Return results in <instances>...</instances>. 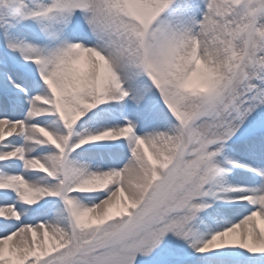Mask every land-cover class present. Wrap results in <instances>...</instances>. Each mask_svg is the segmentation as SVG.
I'll return each mask as SVG.
<instances>
[{"label": "snow or ice", "instance_id": "snow-or-ice-1", "mask_svg": "<svg viewBox=\"0 0 264 264\" xmlns=\"http://www.w3.org/2000/svg\"><path fill=\"white\" fill-rule=\"evenodd\" d=\"M0 264H264V0H0Z\"/></svg>", "mask_w": 264, "mask_h": 264}]
</instances>
